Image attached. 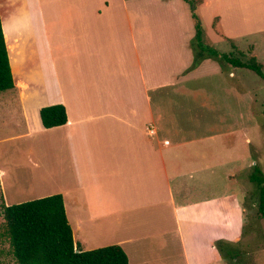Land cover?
<instances>
[{
	"label": "crops",
	"instance_id": "crops-1",
	"mask_svg": "<svg viewBox=\"0 0 264 264\" xmlns=\"http://www.w3.org/2000/svg\"><path fill=\"white\" fill-rule=\"evenodd\" d=\"M246 4L200 0L205 40L264 32ZM44 13L39 0H0L13 80L0 111L16 106L23 123L0 129V142H23L29 199L59 193L81 250L116 244L127 264H229L211 242L238 236L248 152L256 157L252 100L233 70L243 67L204 58L183 73L194 34L184 0H49ZM33 35L47 47L38 68ZM219 74L228 97L214 106ZM50 104L66 122L44 128L38 109Z\"/></svg>",
	"mask_w": 264,
	"mask_h": 264
},
{
	"label": "trees",
	"instance_id": "trees-1",
	"mask_svg": "<svg viewBox=\"0 0 264 264\" xmlns=\"http://www.w3.org/2000/svg\"><path fill=\"white\" fill-rule=\"evenodd\" d=\"M184 1L188 4L194 28L193 37L189 42L193 55L190 67L204 58H211L221 67L227 64L231 67L250 69L264 83V73L253 57L242 61L229 53L219 51L203 38L204 26L196 11L200 0ZM12 86L13 80L0 24V91ZM261 113V128L264 130V107ZM38 116L44 128L66 122L65 110L61 104L41 106ZM247 178L254 186L256 214L264 221V173L254 167ZM0 214L15 264H127L125 253L116 244L87 250L75 247L59 193L2 205ZM213 246L227 263H231L240 255V250L232 242L216 239Z\"/></svg>",
	"mask_w": 264,
	"mask_h": 264
},
{
	"label": "rangeland",
	"instance_id": "rangeland-1",
	"mask_svg": "<svg viewBox=\"0 0 264 264\" xmlns=\"http://www.w3.org/2000/svg\"><path fill=\"white\" fill-rule=\"evenodd\" d=\"M246 1L247 4L243 8V12H246V14L253 13L256 14L257 17L261 16V18L264 16V0H245V2ZM39 2L40 6H42V9L45 12L43 17H49V0H39ZM32 9L33 7L30 6L29 10L31 11ZM40 19L41 17H36L37 21ZM37 30L39 31L40 28L37 27ZM192 37L189 39V42ZM203 38H205V35ZM32 41L35 42L27 45L30 60L33 58L34 61L29 66L38 68L42 66L39 64L41 63L43 57H47L48 55L47 47H45V39L41 40L39 35H33ZM214 46L219 51L228 52L229 55L237 57L242 61L253 57L254 60L260 64L261 70L264 73L263 31L245 33L234 38L228 43L218 42L217 45ZM190 51L193 58L191 48ZM191 62L184 69L183 73L193 69L199 63L198 62L191 68ZM215 62L219 65L222 71L229 67V65L225 63V65L221 67L217 61ZM233 70L236 73V78L238 79L239 83H242L243 86L247 88L248 99L252 100V103L250 101L249 104L247 103V121L250 123L252 122L256 126V132L253 131L255 133L254 138H252L253 145H255L254 151L256 152V157H254L250 151L248 152V167H246V175L243 177V180H245L242 199V204L244 207V219L236 239L229 240V242L235 244L237 249L240 250V255H238V257H236L235 260L231 261L229 264H264V221L256 214L254 186L247 179V174L254 167L259 168L264 173V130L260 126L262 121L261 111L264 107V83L262 79L250 69L236 68ZM222 74H224V72H222ZM222 74H219L220 78L218 79L211 77V103L214 102V106L220 105V103L228 97L224 90L221 91L218 84V82L220 84L223 82L224 78L222 77ZM225 80H228V78ZM232 80L233 79H230V81ZM19 116V111L16 106H11L8 109L1 110L0 129L4 130L5 132H13L17 129L20 130L23 127V123L21 122ZM23 154L25 155V149L23 147V142L20 139L0 142V169H2L3 166H6L3 167L5 174H0V211L3 203L8 205L30 200L29 198L33 195L30 188L27 158L24 157ZM252 160H254V163L250 164V161ZM4 163L5 165H3ZM215 190L216 191L213 194H217L216 192L219 191V188L215 187ZM211 244L213 245L214 241H212ZM0 264H15L10 252L8 240L5 235L1 214Z\"/></svg>",
	"mask_w": 264,
	"mask_h": 264
},
{
	"label": "built area",
	"instance_id": "built-area-1",
	"mask_svg": "<svg viewBox=\"0 0 264 264\" xmlns=\"http://www.w3.org/2000/svg\"><path fill=\"white\" fill-rule=\"evenodd\" d=\"M148 131L151 132V129H149Z\"/></svg>",
	"mask_w": 264,
	"mask_h": 264
}]
</instances>
